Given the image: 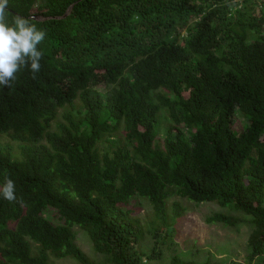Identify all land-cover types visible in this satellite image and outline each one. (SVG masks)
<instances>
[{"label":"trees","instance_id":"16d2710c","mask_svg":"<svg viewBox=\"0 0 264 264\" xmlns=\"http://www.w3.org/2000/svg\"><path fill=\"white\" fill-rule=\"evenodd\" d=\"M8 8L9 23L29 18L46 37L36 78L24 69L0 87V186L11 178L23 201L0 196V264H147L144 236L173 234L185 218L174 196L241 212L247 264L264 258V0ZM238 111L247 126L235 132ZM135 197L152 206L147 225L128 207ZM205 221L243 222L221 212ZM76 226L103 261L79 247ZM168 264L246 263L175 254Z\"/></svg>","mask_w":264,"mask_h":264},{"label":"rangeland","instance_id":"374dc122","mask_svg":"<svg viewBox=\"0 0 264 264\" xmlns=\"http://www.w3.org/2000/svg\"><path fill=\"white\" fill-rule=\"evenodd\" d=\"M97 89L104 93L107 87L101 85ZM62 113V111H61ZM247 126L246 118L239 111L233 124L234 131L239 132ZM56 124L53 123V129ZM3 142L10 143L16 153L19 154L18 143L11 141L7 136H2ZM104 145V144H102ZM181 203L186 208L183 222L175 226L173 234H165L155 238L152 234H146L142 240L144 249L150 259H146L147 264H168L170 259L178 254L183 259L203 262L212 259L216 262L228 263L231 260L248 263L249 247L248 239L252 227L246 220L249 218L239 211H231L229 206H220L217 202L195 204L174 196L169 204ZM129 208L139 211V217L147 225L153 218L151 204L141 197H135L128 205ZM226 213L238 216L243 222L236 228L227 227L220 224H207L205 219L214 213ZM77 244L92 259L103 261L104 256L95 254L89 238L80 227H75ZM52 264H77L71 259L56 260L51 258ZM252 264H264L263 259H255Z\"/></svg>","mask_w":264,"mask_h":264},{"label":"clouds","instance_id":"9594fccd","mask_svg":"<svg viewBox=\"0 0 264 264\" xmlns=\"http://www.w3.org/2000/svg\"><path fill=\"white\" fill-rule=\"evenodd\" d=\"M8 0H0V87L10 88L17 79V73L27 69L32 78L42 69L43 52L39 45L45 40L46 31L37 28L29 18L15 15L8 22ZM0 196L9 202L23 205L17 200L16 185L11 178H5L0 186Z\"/></svg>","mask_w":264,"mask_h":264}]
</instances>
